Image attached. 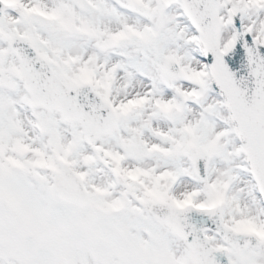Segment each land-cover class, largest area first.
I'll list each match as a JSON object with an SVG mask.
<instances>
[{"label": "snow or ice", "instance_id": "1", "mask_svg": "<svg viewBox=\"0 0 264 264\" xmlns=\"http://www.w3.org/2000/svg\"><path fill=\"white\" fill-rule=\"evenodd\" d=\"M0 264H264V0H0Z\"/></svg>", "mask_w": 264, "mask_h": 264}]
</instances>
